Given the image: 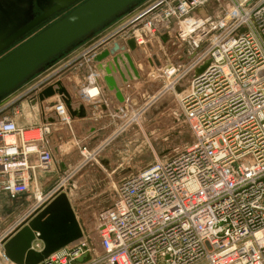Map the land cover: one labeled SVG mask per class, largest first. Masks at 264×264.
I'll return each instance as SVG.
<instances>
[{"label":"built area","instance_id":"2783aa9c","mask_svg":"<svg viewBox=\"0 0 264 264\" xmlns=\"http://www.w3.org/2000/svg\"><path fill=\"white\" fill-rule=\"evenodd\" d=\"M171 31L184 47L176 60L159 42ZM129 38L137 46L157 43V73L167 81L136 115L172 97L193 141L114 187L111 205L93 212L98 246L82 230L47 264H264V0H145L73 50L60 67L0 101V194L11 201L30 189L33 195L0 233V264H13L4 257L2 240L61 186L42 193L37 179L54 165L47 141L51 124L24 128L17 119L25 105L41 113L32 105L36 94L67 75L81 72L79 94L98 97L103 86L93 56ZM150 66L157 70L152 61ZM52 109L56 126L71 129L59 98ZM54 139L61 153L55 134ZM85 151L81 156L93 159V151ZM31 249L40 251L41 242L35 239Z\"/></svg>","mask_w":264,"mask_h":264},{"label":"water","instance_id":"95a60500","mask_svg":"<svg viewBox=\"0 0 264 264\" xmlns=\"http://www.w3.org/2000/svg\"><path fill=\"white\" fill-rule=\"evenodd\" d=\"M144 1L0 0V101L53 68L66 55L128 15ZM55 17L57 19L49 23ZM35 30L39 31L32 34ZM172 36V31L163 34L159 37L160 44L166 45L169 40L176 44ZM136 54L142 57L149 55L148 64L151 65L152 61L155 68L161 67L157 43L137 46L133 38L122 45L113 43L110 48L93 56V65L103 86L101 95L108 103H125L122 89L140 80L138 71H142V67L138 65L137 70L132 60ZM208 63L206 61L198 67L194 74L201 73ZM55 97L64 104L71 120H82L91 115L81 103V96L71 94L61 80L47 85L36 94L32 105L39 106L42 123L51 124L52 132L47 136V141L54 156L58 155L54 134L62 128L56 126L58 118L54 113L45 117L42 105ZM130 103L135 107L136 101ZM170 103L172 97L159 98L143 114V118L149 120L156 117ZM106 107L104 104L102 109ZM81 237L82 229L67 190L60 186L13 229L1 245L4 257L13 264H47L49 255ZM35 239L42 245L38 252L31 249Z\"/></svg>","mask_w":264,"mask_h":264},{"label":"rangeland","instance_id":"374dc122","mask_svg":"<svg viewBox=\"0 0 264 264\" xmlns=\"http://www.w3.org/2000/svg\"><path fill=\"white\" fill-rule=\"evenodd\" d=\"M216 13L218 12L215 11ZM55 19L57 18L55 17L49 23ZM39 30H35L32 34ZM161 48L167 56L174 60L182 56L184 51L183 46L172 42ZM146 53L149 52L146 51ZM69 56L70 53L64 58ZM153 76L154 78H150V81L151 83L155 82V88L151 94L145 96V100L167 85V81L159 73H153ZM177 89L178 93L183 90L180 86ZM143 95L138 94V97ZM145 100L140 99L139 103H134L135 107L131 103H125L127 107L125 114L106 119L109 125L107 131L104 134L101 132L93 140V159L87 155H85L86 159L81 156L83 150H86L84 153L91 152V147L76 146L74 141L70 142L71 139H67L63 142L61 153L54 156L55 170L52 171L53 173H37L39 189L42 193L59 185L68 191L67 195H69L68 198L77 221L84 233L89 236L92 247L98 246L96 216L93 212L103 210L111 205L114 199V187L126 176L137 173L156 160L175 155L193 141L190 128L177 112L176 101L173 98L172 103L159 115L149 120L136 115V111L146 102ZM29 118L27 113H23L19 119V126L24 128L31 126L34 122ZM67 161L70 163V167L68 170L62 171L59 164ZM89 191L98 194V197L102 195L100 200L104 202L98 203V200L94 201L95 203L86 202L84 195ZM23 199H28V205L33 202L31 189L28 194L15 201L0 194V233L10 226L15 215L14 208L23 205L21 203Z\"/></svg>","mask_w":264,"mask_h":264},{"label":"crops","instance_id":"0c3cea01","mask_svg":"<svg viewBox=\"0 0 264 264\" xmlns=\"http://www.w3.org/2000/svg\"><path fill=\"white\" fill-rule=\"evenodd\" d=\"M65 59H61L60 61H58L54 65V67L51 68L48 72H51L55 70L56 68L60 67V65H62V63L65 61ZM147 59H148V55L142 57L136 54L135 57H132L135 68L137 69L138 65H140L142 67L141 68L142 71H138L141 77L139 81H137L136 83H132L130 84L129 87L122 89V93L125 99L127 100L126 103H130V101L132 100L136 101V103H139L140 99H144V97L142 96L138 97V94L143 95L145 92V89H147L148 94H151V91H152L151 87L153 86V84L150 81L151 80L150 74L151 73L156 74L158 72V69L157 68H156L157 70L153 69L148 64ZM165 63H167L166 60L163 61V64ZM141 72H143V74ZM144 74H145V77H144ZM61 81L63 82V85L68 89V91L71 94L80 95L79 88H81L83 84L81 72H79V74L75 76L74 78H72L70 75L69 76L67 75ZM89 93H90L89 95L92 96L96 93V91L91 90ZM57 100L58 98L55 97L44 103L45 117L52 115L53 113L52 105ZM111 100L113 101L112 96H111ZM80 101L84 105L86 111L88 113L89 111L91 112V115H88L85 119H82V120H78V119L71 120V129L69 130H67L66 127L64 128L60 127L62 128V130L59 131L58 133H55V138L57 140L58 145H60V150L63 148V142L66 141L67 139H71L70 142L74 141L76 146L80 145L83 147L85 146L91 147L92 148L91 152H92L93 151V140L97 136H99L101 132L104 134V132L107 131V128L109 127L108 121H106V119L114 118L115 116H121V114H125V111H127V107L125 103L119 104V103H116L115 101H113V103H108L106 98L103 97L101 94H99L98 97H94L93 99L83 98L81 96ZM104 104H106L107 107L105 109H102ZM23 113H27V115H29L30 117L29 120L34 122L33 125H39L40 123H42L41 114L39 113L36 107L31 109V111L28 108H25L23 109ZM20 117L17 119L18 123H19ZM59 166L62 171H65L69 169L70 163L67 161L66 163H60ZM53 170H55V163L51 171L48 173L52 174ZM67 194H68V191H67ZM84 196L86 197V202L95 203L94 201L96 200H98V202L101 201L100 198L102 195H99L100 197H98V194H93L92 191H89Z\"/></svg>","mask_w":264,"mask_h":264},{"label":"flooded vegetation","instance_id":"af4514ba","mask_svg":"<svg viewBox=\"0 0 264 264\" xmlns=\"http://www.w3.org/2000/svg\"><path fill=\"white\" fill-rule=\"evenodd\" d=\"M34 13H35V15L38 14L37 11H35ZM154 83H155V82H154ZM154 83H152V84H153V86L151 87L152 90H153V88H155ZM147 95H148V92H147V89H145V92H144V95H143V96L145 97V96H147ZM22 197H23V196H22ZM22 197H20V198H22ZM20 198H19V200H20ZM21 203H22L23 205L19 206L18 208H17V207L14 208V210H15V215H14L13 218H15L19 213H21L23 210L26 209V207L28 206V199H23ZM13 218H12V219H13Z\"/></svg>","mask_w":264,"mask_h":264},{"label":"bare ground","instance_id":"6f19581e","mask_svg":"<svg viewBox=\"0 0 264 264\" xmlns=\"http://www.w3.org/2000/svg\"><path fill=\"white\" fill-rule=\"evenodd\" d=\"M68 79V78H67ZM92 90H95L96 92H97V90L95 89V88H93ZM61 187H63V186H61Z\"/></svg>","mask_w":264,"mask_h":264}]
</instances>
